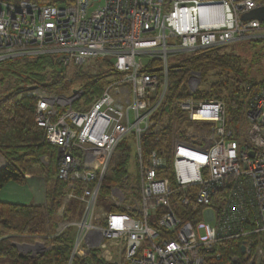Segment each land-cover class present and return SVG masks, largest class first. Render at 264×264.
<instances>
[{
  "label": "built area",
  "instance_id": "obj_1",
  "mask_svg": "<svg viewBox=\"0 0 264 264\" xmlns=\"http://www.w3.org/2000/svg\"><path fill=\"white\" fill-rule=\"evenodd\" d=\"M263 7L264 0H0V65L51 56L65 79L93 60L113 65L90 104L82 87L67 94L32 85L14 97L36 101L64 203L83 208L81 221L62 223L53 236L70 238L66 229L75 227L68 264L82 258L93 231L87 247L101 264H264V86L243 85L241 144L223 101L172 96L168 61L264 39V22L242 20ZM171 110L191 122L176 138L160 123ZM193 123L212 127L204 134ZM132 138L134 193L121 189L134 168L106 186L119 146ZM148 138L157 147L146 150ZM104 189L112 210L99 217Z\"/></svg>",
  "mask_w": 264,
  "mask_h": 264
},
{
  "label": "trees",
  "instance_id": "obj_2",
  "mask_svg": "<svg viewBox=\"0 0 264 264\" xmlns=\"http://www.w3.org/2000/svg\"><path fill=\"white\" fill-rule=\"evenodd\" d=\"M13 1L17 2V0ZM54 2L55 0L51 3ZM222 48L224 47L201 51L192 56L189 60H186L183 67L191 66L201 68L205 75L210 71L216 70L217 67L221 69L220 74H225L226 68H231L233 70L235 79L227 78L226 81H222L219 85L214 84L209 89L211 91H207L197 98H207L218 101L223 98L227 111L226 121L228 124L236 126L240 122L242 116V108L238 101L240 94L238 77L244 76L242 75V70L236 68V64L233 63V60L229 56L220 55L219 51ZM41 60L51 61V63H54L58 67L54 57L51 56L38 57L27 61ZM100 61L102 62L100 67H103L105 64L108 65V68H104L106 69L104 74L108 75L113 66L111 61L107 59ZM12 62L18 61H8L1 64L0 67ZM154 66L158 68L160 65L156 63ZM152 68L154 67L152 66ZM106 75H104V77ZM87 77L90 76L87 75ZM102 78L101 74H99L93 77L92 80L84 79L86 82L83 84L82 88L86 100H90L102 94ZM176 78L177 77L173 75L172 83L177 80ZM60 79L63 80L65 78L62 77ZM258 85L264 86V81L260 82ZM54 87H58V89ZM61 87L63 86L60 81L59 83L55 82L43 88L64 92ZM233 89H235L234 92H232L234 94H231ZM171 91H173V94L175 93V89L172 88ZM177 98L179 100L189 99L188 97H184L183 94H178ZM35 104L36 101L34 99L27 97L20 100L14 98L0 100V153L6 156L8 160L7 166L0 171V191L10 182L22 184L25 183L27 176L37 175L45 171L47 167L42 164L41 158L51 152H54V155L51 157V165L48 168L53 170L56 152L54 148L46 143L43 129L38 127L35 123ZM202 124L210 127V124L206 123H197L195 126L197 127ZM188 125H191V122H187V126ZM163 133H170L168 126L167 130H163ZM125 145V143H122L116 152L112 165L108 171L106 186L118 184L126 175L129 149ZM143 145L147 150L157 147L158 144H156L153 139L148 138L144 140ZM18 152L20 153L18 154ZM64 190V183L58 180L52 192L53 196L51 197V202L46 207L22 206L0 202V257L11 259L12 264H68L73 244L72 240L68 237L59 236L51 238L50 240L45 238L46 249L44 252L38 253L37 255H22L18 247L11 243L13 241L34 243L37 242V240L43 239L47 232L52 233L54 231L53 227H47L46 218H50L55 211V202L59 196L64 195ZM24 237L26 238L24 239ZM238 247L239 246L232 243L229 249H236ZM238 251L240 253V248L235 250V253H238ZM73 264L86 263L84 261L75 260Z\"/></svg>",
  "mask_w": 264,
  "mask_h": 264
},
{
  "label": "rangeland",
  "instance_id": "obj_3",
  "mask_svg": "<svg viewBox=\"0 0 264 264\" xmlns=\"http://www.w3.org/2000/svg\"><path fill=\"white\" fill-rule=\"evenodd\" d=\"M32 2H36L39 4H48V2H52L54 0H30ZM220 55L229 56L233 63L236 64L237 69L242 70V75L244 77H238L239 79V103L240 107L242 108L243 98L245 97L243 85L245 83H251L253 85H258L260 82L264 81V39H254L252 41H244L238 42L235 44L228 45L219 51ZM196 53H186L184 52L181 55H174L171 54L169 56V67L172 69L170 72V83L171 87L175 89V93L172 96L178 97V94H183L184 97H188L193 100H206L207 98H197L199 95H203L211 88L212 85L222 83V81H226L227 78L235 79V74L231 68H226L225 74H220V68L217 67L216 70L210 71L204 74L203 69L195 68V67H183V64L186 60H189L192 56ZM102 62L100 60H93L90 61L88 65L84 67H77L72 68L69 72V76L66 79L61 80V76H59L58 67L51 63L48 60H41V61H18L6 64L0 67V100L6 98H16L18 95L28 86H40L46 87L49 85L54 84L55 82L59 83L61 81V87L64 92L70 94L72 90L83 87V84L86 82L84 79L92 80L93 77L101 74L102 88L106 86L109 81V75L104 74L106 69L108 68L107 64L103 67H100ZM106 75L104 77V75ZM86 75V76H85ZM90 76V77H87ZM173 75L176 76L177 80L172 83ZM96 79V78H95ZM88 82V81H87ZM256 83V84H254ZM58 89V87H54ZM236 88V87H234ZM231 90V88H230ZM235 89L231 91V94H234ZM225 94V93H223ZM99 97V96H98ZM94 97L88 101V104L92 103L96 98ZM214 100V99H209ZM220 101L225 102L223 98ZM227 113V111H226ZM161 124H164L166 127L168 126L170 129V138L178 137L180 133H183L184 130L189 127L187 126V121L180 117L176 111L171 110L167 112V114L160 120ZM232 126V125H231ZM211 127L208 125L202 124L200 126L195 127L197 132L200 133H209ZM237 133H239L238 140L241 144L246 142V133L248 131V127L244 119L240 120L238 125L232 126ZM126 147L129 149L130 152V159L128 160V164L126 166V172L130 175V170L135 169V176L130 175V178L126 180L124 185L121 187L127 189L130 192H135L137 189V180H138V165L135 159V152H134V141L133 138L129 139L125 143ZM166 147V146H165ZM120 148V147H119ZM20 152H18L19 154ZM54 152L47 154L48 157H53ZM16 156V155H14ZM55 162H56V156ZM132 173L134 171L132 170ZM111 193L107 192L104 189V192L101 196V199L98 203L96 209V215L101 216V214L106 211H111L109 197ZM53 194H51V197ZM83 216V208L78 201H72L70 203L65 204L63 196H59V198L55 202V211L52 215L46 218V225L47 227H53V232H47L43 239L37 240V242H17L13 241L12 244L18 247V250L21 252L22 255H37L38 253H42L44 251L45 245V238L50 240L51 237L54 238V234L56 229L62 223H69L75 224L82 220ZM101 221L96 219L95 225H100ZM65 235H69L71 240L76 237V229L74 226L66 229ZM98 237V233L93 231L90 233L87 238L86 242L83 245L84 254L89 252L90 255L95 257L96 264H101L99 259V255L96 251H93V248L89 249L87 247V243L92 242ZM26 237H24L25 239ZM38 244H42V246L38 247ZM82 248V249H83ZM84 254L81 255L82 258H76V260L85 261L87 264H95L92 262V259L89 256H85ZM0 264H12L11 259L7 257H0Z\"/></svg>",
  "mask_w": 264,
  "mask_h": 264
},
{
  "label": "crops",
  "instance_id": "obj_4",
  "mask_svg": "<svg viewBox=\"0 0 264 264\" xmlns=\"http://www.w3.org/2000/svg\"><path fill=\"white\" fill-rule=\"evenodd\" d=\"M42 164L47 168L45 171L27 176L25 183H8L0 191V202L22 205L46 207L51 202V194L59 180L56 169V162L53 170L48 168L51 165V158L43 156ZM8 164L7 157L0 153V171ZM49 169V170H48Z\"/></svg>",
  "mask_w": 264,
  "mask_h": 264
},
{
  "label": "water",
  "instance_id": "obj_5",
  "mask_svg": "<svg viewBox=\"0 0 264 264\" xmlns=\"http://www.w3.org/2000/svg\"><path fill=\"white\" fill-rule=\"evenodd\" d=\"M242 20L245 22L251 21V20H259V21L264 22V7L243 15ZM251 156H253V154H251ZM244 250L245 248L242 247L243 252Z\"/></svg>",
  "mask_w": 264,
  "mask_h": 264
}]
</instances>
